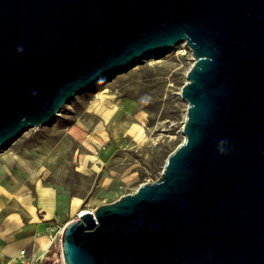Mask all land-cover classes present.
I'll return each mask as SVG.
<instances>
[{"label":"water","instance_id":"1","mask_svg":"<svg viewBox=\"0 0 264 264\" xmlns=\"http://www.w3.org/2000/svg\"><path fill=\"white\" fill-rule=\"evenodd\" d=\"M182 43L184 143L66 225L64 264H264V0H0V150Z\"/></svg>","mask_w":264,"mask_h":264},{"label":"rangeland","instance_id":"2","mask_svg":"<svg viewBox=\"0 0 264 264\" xmlns=\"http://www.w3.org/2000/svg\"><path fill=\"white\" fill-rule=\"evenodd\" d=\"M193 65L186 44L156 52L78 94L53 123L0 150V184L17 189L20 201L38 207L39 193L48 189L65 204L64 215L46 222L45 264H64L62 233L81 212L161 178L167 158L185 141L188 103L180 93Z\"/></svg>","mask_w":264,"mask_h":264},{"label":"crops","instance_id":"3","mask_svg":"<svg viewBox=\"0 0 264 264\" xmlns=\"http://www.w3.org/2000/svg\"><path fill=\"white\" fill-rule=\"evenodd\" d=\"M17 191L0 184V264H45L49 258L46 222L64 215L65 204L44 189L38 207L31 206V201L18 199Z\"/></svg>","mask_w":264,"mask_h":264},{"label":"built area","instance_id":"4","mask_svg":"<svg viewBox=\"0 0 264 264\" xmlns=\"http://www.w3.org/2000/svg\"><path fill=\"white\" fill-rule=\"evenodd\" d=\"M95 210H91V212H94ZM22 254H25V251L22 252Z\"/></svg>","mask_w":264,"mask_h":264},{"label":"bare ground","instance_id":"5","mask_svg":"<svg viewBox=\"0 0 264 264\" xmlns=\"http://www.w3.org/2000/svg\"><path fill=\"white\" fill-rule=\"evenodd\" d=\"M183 44H184V43H183ZM85 212H86V211H83V212H81V214H80V215H83Z\"/></svg>","mask_w":264,"mask_h":264},{"label":"clouds","instance_id":"6","mask_svg":"<svg viewBox=\"0 0 264 264\" xmlns=\"http://www.w3.org/2000/svg\"><path fill=\"white\" fill-rule=\"evenodd\" d=\"M18 51H20V50H18Z\"/></svg>","mask_w":264,"mask_h":264}]
</instances>
